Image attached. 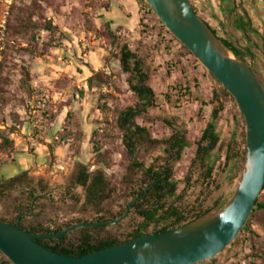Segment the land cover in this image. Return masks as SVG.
<instances>
[{
	"label": "rangeland",
	"instance_id": "rangeland-1",
	"mask_svg": "<svg viewBox=\"0 0 264 264\" xmlns=\"http://www.w3.org/2000/svg\"><path fill=\"white\" fill-rule=\"evenodd\" d=\"M191 2L199 18L221 39L243 50L251 49L254 58L245 56V64L264 84V9L258 7L264 6L262 0H252L260 22L253 23L254 32L247 35L233 24L234 18L242 17L248 9L247 2L235 0V14L228 12L232 2ZM110 3L111 0H0L4 79V92L0 93V220H20L29 229L56 230L99 216L116 218L120 223L91 233L125 241L144 222L137 208L125 215L127 208L150 184L145 170L158 171L163 165L164 142L174 134L165 121L186 130L189 140L181 161L173 162L180 199L176 203L169 200V205L174 203L182 212L197 209L194 214L212 210L209 215H213L233 197L242 176L240 165L233 173L234 163L225 170L224 163L226 145L234 137L242 143L246 134L237 105L223 98L225 112L217 127L223 147L209 164L215 168V182L221 189L213 191L200 206L206 169L200 161L193 164L196 143L211 122L213 91H221V87L163 29L157 16L139 4L141 21L136 33L124 31L107 19ZM18 17L33 25L20 27ZM42 20L52 24V32L34 29L43 27ZM107 26L118 39L115 43L107 38ZM124 43L143 59L156 94L155 107L136 120L137 125L148 130L149 137L137 142L133 158L124 142L125 132L119 127L122 114L139 103L130 88L131 76L119 61V49ZM83 67H89L93 75L104 74L108 83H97L90 89V78ZM43 99L48 104L39 109ZM5 138L12 141L11 147L3 145ZM85 168L90 173L105 172L116 188L101 213L88 205L85 188L76 184ZM234 174L239 177L230 182ZM13 179L17 181L9 183ZM217 202L220 205L215 206ZM258 202L264 205V191ZM80 236L81 232L75 231L68 238L73 241ZM211 263L264 264V210L255 209L236 240L204 264Z\"/></svg>",
	"mask_w": 264,
	"mask_h": 264
},
{
	"label": "water",
	"instance_id": "water-1",
	"mask_svg": "<svg viewBox=\"0 0 264 264\" xmlns=\"http://www.w3.org/2000/svg\"><path fill=\"white\" fill-rule=\"evenodd\" d=\"M160 22L235 99L246 125L243 173L237 189L218 213L166 233L135 239L83 258L54 253L36 235L0 221V252L12 264H201L224 252L245 228L264 191V84L235 57L194 11L191 0H145ZM121 220L112 224L120 223Z\"/></svg>",
	"mask_w": 264,
	"mask_h": 264
},
{
	"label": "trees",
	"instance_id": "trees-1",
	"mask_svg": "<svg viewBox=\"0 0 264 264\" xmlns=\"http://www.w3.org/2000/svg\"><path fill=\"white\" fill-rule=\"evenodd\" d=\"M138 1L144 10H148L156 16L154 11L145 3V0ZM227 1L229 0H222L223 3ZM112 2L113 0H111V3L108 4V8H111ZM262 2L264 3V0H262ZM25 11L23 13V16L26 17L27 13ZM194 11L197 15L195 9ZM231 13L234 12L232 11ZM17 22L20 23V27H26L25 25L29 24L33 25L31 24L32 22H27L28 24L25 23L26 21H24L21 17H18ZM42 22V28L33 26L34 29L37 31L43 30L46 32L53 31L52 24H48L43 20ZM141 23H143V20ZM160 25L164 30L168 31L161 22ZM234 27L236 28V30L243 32V34L245 35L254 32L252 23L250 22L247 13L245 12L242 17L235 18ZM211 30L218 38H220L216 31H214L213 29ZM168 33L171 34L169 31ZM106 34L107 38L112 40V42L115 43L118 40L110 26L106 27ZM220 40L226 46V48H228V50L242 62L245 63V56L253 60L254 55L251 49L243 50L237 44H234L228 40H223L221 38ZM117 46L119 47V45ZM184 49L195 58V56L190 51H188L185 47ZM119 61L123 65L122 67H124L125 73H129V75L131 76L130 88L139 100L136 108L128 109L122 114L119 120V127L125 132V145L128 148L130 157L133 158L137 152V142L145 137H149L148 130L137 125L136 120L141 115L147 113L148 109L155 107L156 94L150 86L151 73L147 70L143 59L140 58L137 53H134L126 43L120 46ZM196 61L199 63L197 59ZM2 62H0V93L4 92V79L1 75L3 71ZM108 80L109 78L104 74L97 73L88 80V85L90 89H93L95 88V85L97 83L105 85L106 83H108ZM216 82L221 87V91H213V97L209 104V107L211 108V122H209L206 128L203 130L200 139L196 143V157L193 162V164H195L196 162L200 161L203 168L206 169V172L202 176L204 180L203 182L205 190L202 192L198 200V205L200 206L208 199V197L211 196L213 191H219L221 189L217 182H215V168L214 166H210L209 164L211 159L213 158V155L217 151H221L223 147V142L217 128L218 122L220 121L222 114L225 112V104L223 98H229L236 104V101L231 96V94H229L218 81ZM187 91L189 92V90H186V92ZM177 92L180 91L177 90ZM240 115L245 123L244 117L242 116V114ZM165 124L174 131V134L170 139L164 142L163 155L161 157L163 165L160 167L159 173L151 175V173L153 172L152 170L147 173V176L150 178L147 196L144 200H142L144 202L140 203L139 201V203L135 206L139 210V214L144 222L132 234H130L125 241H121L119 238L113 236L101 238L98 236L94 237L86 233L73 241L68 240L67 237H63L57 240H37L36 242L46 249L59 255L72 258H83L99 251L120 246L135 239L143 238L153 234L169 232L173 229L193 223L201 218L203 219L204 217L211 214L212 210H205L203 212H197L196 214H194L197 209L189 212H182L179 209L175 208L174 203H176V201L180 199V196H177L178 184L174 182L175 173L173 162L181 161L184 151L189 148V140L187 138L186 130L177 128L169 121H165ZM245 144L246 134H244L242 143H240L234 137L226 145V159L224 163V170L225 168H229L231 163H234L235 166L233 169V173L234 171H236L238 165H240L239 175L243 173L242 163L245 157ZM3 145L5 147H11L13 144L11 140L5 138ZM238 177L239 176L236 174L232 175V177L230 178V182H234ZM14 181L17 180L13 179L9 183L12 184ZM76 184L85 188L88 205L93 207L94 210L99 213H101L103 206L112 198V196L116 192V188L111 184L110 181H108L105 172L101 170L90 173L85 168L78 175ZM140 196L141 198H143L144 194H141ZM169 200H173L174 203L169 205ZM146 204L149 205L148 208L145 207ZM218 205H220V202H217L215 204V206ZM226 205L227 203H224L222 205V208H224ZM255 209L264 210V205L257 202ZM21 229L27 233L36 235H57L64 232L62 228L52 230L45 227H37L31 229L22 227ZM0 264H12V262L0 252Z\"/></svg>",
	"mask_w": 264,
	"mask_h": 264
},
{
	"label": "crops",
	"instance_id": "crops-1",
	"mask_svg": "<svg viewBox=\"0 0 264 264\" xmlns=\"http://www.w3.org/2000/svg\"><path fill=\"white\" fill-rule=\"evenodd\" d=\"M238 3L243 1L247 2L249 5L248 9H245V13H247V16L250 20V22L255 24V22H260L257 15L254 14L255 9L252 8V0H236ZM232 2V6L228 9L229 14L232 11L235 14V0H229L225 3ZM231 4V3H230ZM264 9V6L260 4L258 6ZM106 17L109 19V21H113L112 25H115L117 27H121L124 29V31L129 30L133 33H136L138 28V25L141 21V12H140V5L138 3V0H113L111 8L109 11L106 12ZM241 17V16H239ZM262 19V17H261ZM235 18L233 20L234 24ZM139 39V36H138ZM83 69L86 71L85 74L87 76V79L91 78L93 76V73L89 70V67H83Z\"/></svg>",
	"mask_w": 264,
	"mask_h": 264
},
{
	"label": "flooded vegetation",
	"instance_id": "flooded-vegetation-1",
	"mask_svg": "<svg viewBox=\"0 0 264 264\" xmlns=\"http://www.w3.org/2000/svg\"><path fill=\"white\" fill-rule=\"evenodd\" d=\"M194 8V7H193ZM197 13V12H196ZM198 15V14H197ZM199 17V16H198ZM205 24H207V23H205ZM150 172V170H145V175L147 176V173H149ZM155 173H159V170L158 171H153L152 173H151V175H154ZM148 177V176H147ZM149 178V177H148ZM149 180H150V178H149ZM148 188H149V186L147 187V189L142 193V194H144V197L143 198H141V194H139L137 197H136V199L128 206V210H127V212H126V214L125 215H127L129 212H130V210L131 209H135V208H137V207H135L138 203H139V201H140V203L141 202H144V201H142V200H144L145 198H146V196H147V192H148ZM99 216V215H98ZM0 221H2V222H6V223H9V224H12V225H15V226H17V227H20V228H22L23 227V225L21 224V221L19 220V221H17V222H8V221H3V220H0ZM117 221H119V220H117L116 218L114 219V218H110V219H105V218H102V217H96L95 219H93V220H91V221H81V222H77V223H73V224H70L69 226H67V227H64V228H62L64 231H67V230H69V229H71V228H73V227H75V226H78V225H86V227H81V228H78V229H76V230H74L73 232H75V231H79V232H81V236L83 235V234H86V233H88V234H90V235H92V231H98V230H100V229H103V228H108V227H110V226H108V225H105V224H112V223H114V222H117ZM72 232V233H73ZM71 234V233H70ZM69 234V235H70ZM69 235H67V236H65V237H67V239L69 240V238H68V236ZM80 236V237H81ZM93 236V235H92ZM94 237H96V236H94Z\"/></svg>",
	"mask_w": 264,
	"mask_h": 264
},
{
	"label": "built area",
	"instance_id": "built-area-1",
	"mask_svg": "<svg viewBox=\"0 0 264 264\" xmlns=\"http://www.w3.org/2000/svg\"><path fill=\"white\" fill-rule=\"evenodd\" d=\"M47 104H48V100L43 99V100L40 101L38 108L39 109H45Z\"/></svg>",
	"mask_w": 264,
	"mask_h": 264
}]
</instances>
